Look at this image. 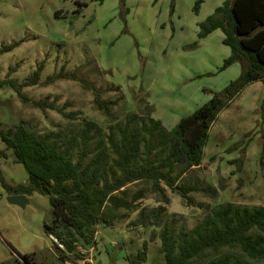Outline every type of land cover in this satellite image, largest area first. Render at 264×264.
<instances>
[{
    "label": "rangeland",
    "instance_id": "1",
    "mask_svg": "<svg viewBox=\"0 0 264 264\" xmlns=\"http://www.w3.org/2000/svg\"><path fill=\"white\" fill-rule=\"evenodd\" d=\"M195 2L0 0V47L19 43L0 54V79L20 83L43 64L38 84L22 89L28 102L9 88L0 89V128H13L22 120L39 134L59 130L70 134V129H79L89 120L100 128V150L107 153L110 128L117 138L115 127H124L128 115H141L148 104L152 106L149 117L171 129L240 74L238 63L219 71L229 56L219 30L203 39L197 37L199 24L224 0H201L197 12ZM61 66L68 72L78 70L88 88L71 80L45 84V78ZM95 91L102 99L117 100L110 109L112 118L95 107ZM43 99L64 113H75L74 119L31 104ZM3 147L0 141V150ZM8 154L6 160L0 159L3 181L10 186L25 184L24 167L13 161L11 151ZM178 185L196 189L187 195L190 204L160 182L169 198L162 218L173 219L176 229H190L208 209L222 203L264 207L261 81L245 85L218 113L208 130L200 167L186 172ZM207 188L214 189L216 196L206 194ZM139 190L143 193L135 203L139 208L159 205V194L149 181L127 185L126 200ZM8 196L0 183V264H129L126 256L136 254L143 242L147 251L142 264H165L159 252L160 228L138 226V211H114L107 217L111 226L97 228L92 248L77 246L81 259L69 256L65 260L57 242L45 233L51 218L48 198L33 193L25 196L21 207L8 203ZM223 255L244 259L238 250L226 249L209 257Z\"/></svg>",
    "mask_w": 264,
    "mask_h": 264
},
{
    "label": "trees",
    "instance_id": "2",
    "mask_svg": "<svg viewBox=\"0 0 264 264\" xmlns=\"http://www.w3.org/2000/svg\"><path fill=\"white\" fill-rule=\"evenodd\" d=\"M200 3L201 0H196L194 12L198 11ZM198 28V39L215 30L222 33L221 43L229 48V56L223 60L219 71L238 63L240 74L171 129L149 117L152 106L148 104L143 106L141 115H128L124 127H115L117 138L110 128L107 153L100 150V128L89 120L79 129H70V134L60 130L39 134L22 120L13 128H0V141L4 146L0 159L6 160L11 151L13 161L22 164L27 173L25 184L7 185L1 173L0 183L8 195L37 193L48 198L51 218L44 227L45 233L57 242L61 258L68 260L73 256L80 260L81 254L76 247L92 248L97 228L111 226L107 217L124 209L138 211V226L160 228L159 252L165 264H264L262 206L222 203L208 209L190 229H176L173 219L162 218L169 198L160 182L190 204L187 195L196 189L178 185V182L186 172L200 167L208 130L218 113L245 85L255 81L264 84V0H224ZM18 45L1 46L0 54ZM42 69L43 64H38L20 83L8 77L0 79V89L9 88L23 102H28L22 89L38 84ZM13 70L9 68V72ZM58 80L75 81L85 88L89 86L78 70L68 72L64 66L46 77L45 84ZM93 103L105 117L112 118L110 109L116 106L117 100L102 99L95 91ZM31 104L41 110H54L66 119L75 116V113H64L48 99ZM92 142L96 145L90 149ZM146 181L159 194L156 201L159 205L152 209L139 208L135 204L143 197L140 190L126 200L127 185ZM204 192L216 196L214 189L207 188ZM225 249L238 250L244 259L229 255L209 257L210 253ZM146 251L147 242H143L141 249L126 259L129 264H142Z\"/></svg>",
    "mask_w": 264,
    "mask_h": 264
},
{
    "label": "water",
    "instance_id": "3",
    "mask_svg": "<svg viewBox=\"0 0 264 264\" xmlns=\"http://www.w3.org/2000/svg\"><path fill=\"white\" fill-rule=\"evenodd\" d=\"M7 201L10 204L23 207L26 204L25 196L23 195H9Z\"/></svg>",
    "mask_w": 264,
    "mask_h": 264
},
{
    "label": "crops",
    "instance_id": "4",
    "mask_svg": "<svg viewBox=\"0 0 264 264\" xmlns=\"http://www.w3.org/2000/svg\"><path fill=\"white\" fill-rule=\"evenodd\" d=\"M216 31V30H215ZM223 38V37H222Z\"/></svg>",
    "mask_w": 264,
    "mask_h": 264
}]
</instances>
